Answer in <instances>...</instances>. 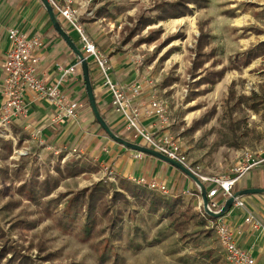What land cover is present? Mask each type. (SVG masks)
<instances>
[{
	"label": "crops",
	"instance_id": "crops-1",
	"mask_svg": "<svg viewBox=\"0 0 264 264\" xmlns=\"http://www.w3.org/2000/svg\"><path fill=\"white\" fill-rule=\"evenodd\" d=\"M59 2L66 5L67 0H59ZM206 2L207 5L202 8L191 5L193 9L191 15L181 19L157 21L146 28L145 34L162 28L165 31L163 40L167 36L178 33L185 35L179 39L176 36V39L168 43L151 63L142 52L146 50L149 56L152 55L157 46L156 43L137 45L136 42L133 43L132 48L130 42L117 48L111 55L100 50L109 59L113 81L123 87L128 95L134 83L151 80L150 77H153L155 71H159L158 77L162 81L159 91H150V87L145 85L141 96L135 102L141 110L140 125L147 132L157 136L170 134L178 137L185 152V134L186 136L187 134L192 135V139L197 144L201 136L207 135L211 138L215 136L219 128L225 127L227 123L232 130L239 122L236 117L240 111L246 110L257 115L264 109V47H260L264 44V0H206ZM156 15L154 13L151 16L153 21L156 20ZM58 17L62 21V18ZM95 19L99 21V18ZM89 22L88 19L86 21L80 19L84 31L93 34ZM11 28L20 29L28 35L41 37L44 46L40 51V73L49 83L56 82L60 77L57 70L58 65L70 67L79 61L64 40L58 38L40 0H0V110L4 102V65L10 50L7 34ZM68 31L67 33L81 50L82 45L78 33L74 29H72L74 32ZM201 33L207 37L208 41L202 50V56H198L197 47ZM257 48L260 55L246 65L245 54ZM167 54L170 56L164 60ZM89 65L99 111L111 130L117 136L125 138L126 141L142 144L140 139L134 138L133 133L127 130L125 121L115 111L112 96L104 87L96 67ZM222 72H225L224 76L214 86L210 82L199 84L206 74H212L208 78L210 81L220 76ZM167 79L171 83L164 87V81ZM83 81L80 68L77 71V77L70 76L65 87L66 92L82 104L76 121L61 124L54 122L56 109L48 102L39 99L34 92L29 91L25 96L28 115L14 120L5 134H11V130H14L16 134L20 130L16 127L18 124L22 132L31 134L33 141H38L39 138L46 140L57 138L56 141L60 142L62 148H68L67 144L71 141L74 145L84 143L85 150L81 151L95 158V163L99 164L102 169L101 173L105 172L103 170L107 167L113 176L129 181L138 179H145L147 183L158 181L167 187L168 192L169 186L172 185L174 186L173 198L180 195L187 196L188 200L193 199L198 208L202 199L200 195H197L200 191L195 182L159 159L146 155H143L142 159H137L136 152L114 142L100 125L95 123L96 119L86 96ZM186 87L190 91H187ZM155 95L167 102L171 118L168 128L161 129L156 120L147 117L144 113ZM253 95L257 96V99L241 101ZM258 102L261 104L257 105ZM205 121L206 124L195 132H188L194 123ZM38 132L40 135L34 139ZM235 132L232 130L230 143L240 146H234L237 148H230L228 151L232 160L237 162L246 150L264 151L262 147L242 149V141L237 143ZM58 153L56 151V154ZM69 156L67 155L66 158ZM236 165L237 163L234 167ZM233 169L226 178L233 175ZM263 170L264 168L261 169ZM242 179L236 185L235 193L254 188L264 189V175L256 180L254 185L242 183ZM204 185L207 191H210V184L208 187L207 183ZM218 200L221 204L227 202L222 197ZM243 200L248 207L247 210L264 224V195L248 196ZM245 214L243 210L233 207L224 220L235 229H242L243 234L237 239L239 247L251 251L257 262L264 264V231H254L246 225Z\"/></svg>",
	"mask_w": 264,
	"mask_h": 264
},
{
	"label": "rangeland",
	"instance_id": "rangeland-1",
	"mask_svg": "<svg viewBox=\"0 0 264 264\" xmlns=\"http://www.w3.org/2000/svg\"><path fill=\"white\" fill-rule=\"evenodd\" d=\"M175 1L177 0H76L73 7L81 12V21L82 19L90 21L94 33L91 34L85 30L86 35L99 50L111 55L113 51L127 43L131 42L130 46L132 48L133 43L137 42V45H141L138 44L140 39L148 37L151 32L162 29L149 31L148 34H145L147 30L145 29L140 34H135L129 42L126 41L131 30L136 28L140 16L147 15L151 17L155 13L153 12L156 9L155 7L162 2L173 3ZM189 7L191 8V5ZM191 10L193 9L191 8ZM98 11H107L108 14L100 16ZM95 18H99V21ZM61 20L63 24L67 25L63 19ZM66 28L72 31L70 26L67 25ZM162 31L161 38L154 42L157 46L152 55L149 56L146 50L142 52L146 55L145 57H147L149 63L153 62L159 52L167 45L163 46L168 38L178 36L179 39L185 37L184 34L178 33L167 36L163 40L165 31L163 29ZM188 53L190 54V51ZM160 61L162 62V59ZM92 68L94 69V66ZM158 76L159 71H155L153 77H150L156 83V85L149 88L150 91H159L162 81ZM188 90L189 88H187ZM236 120H239V122L235 124L232 130L236 131L237 136L235 139L238 140L237 143L242 141L241 148H264V109L257 115L242 110L238 113ZM17 125L16 127L20 130L17 129L16 134L14 130H11L12 135L5 134L9 131L8 126L6 128L0 125V226L5 232L9 233L11 241L24 246L30 256L35 261H39L40 264H98L96 254L90 243L81 241L74 234L63 233L51 219L41 218L37 205L20 194L18 190L34 180L41 182L49 177L57 178L56 166L61 158H63L60 165L62 169L71 163L73 165H84L88 170H91L85 171L76 178L63 180L60 188L53 192L49 199L58 197L59 194L79 192L103 180H108L117 185V177L114 175L110 180L105 172L101 173L102 169L99 164L95 163V158L91 154L87 156L85 152L81 151L85 150L84 143L74 145L71 141L67 144L68 148H62L60 142L56 141L57 138H48L47 140L39 138L40 140L33 141L31 134L22 132L20 126ZM232 130L229 128V123H227L225 127L218 129L215 136L211 138L207 135L201 136L197 144L192 139V135H184L185 153L191 167L200 176L211 179H225L231 173V170L235 168V163H238L239 160L237 162L232 160L228 152L230 148H237L234 146H238L230 143L233 135ZM209 136L211 135L209 134ZM56 151L59 153L56 154ZM67 155L70 156L66 158ZM95 169L98 171L96 172ZM263 175L264 170L254 169L241 182L254 185V182ZM208 184H210V191L216 188L211 183H207V187ZM172 192H174V186L171 185L167 197L172 198ZM176 198L187 199V196L180 195ZM11 203H14L11 205V210H4ZM246 208H248L247 205ZM203 211L201 206L198 208L195 206L194 208L195 213L202 214ZM19 221H39V223L34 229L20 226L23 228L19 227L10 231V228ZM147 230H149L150 239L160 235L161 242L147 246L136 254L125 253L123 264H218L206 259L210 254L213 259L219 260V264H228L224 259L216 232L209 223L205 227L192 226L189 231L192 238L188 243H185L175 234L168 227L166 221L161 222L157 227L150 223ZM209 232L211 236L207 237ZM42 247L47 253H53L54 258L52 261L46 262L40 259L45 255L39 251Z\"/></svg>",
	"mask_w": 264,
	"mask_h": 264
},
{
	"label": "trees",
	"instance_id": "trees-1",
	"mask_svg": "<svg viewBox=\"0 0 264 264\" xmlns=\"http://www.w3.org/2000/svg\"><path fill=\"white\" fill-rule=\"evenodd\" d=\"M206 3L205 0H177L173 3L162 2L153 11L157 14L156 20L153 21L147 15L140 16L136 28L131 30L126 41L129 42L135 34H140L149 25L157 21L181 19L191 15L193 10L189 7L190 5L202 8L206 6ZM107 14V11H98V15L100 16ZM59 22L61 23L60 19ZM61 24L65 31L69 32L63 23ZM162 34V29L151 32L148 37L140 39L138 44H152L158 41ZM57 36L63 40L58 34ZM175 38L176 36L168 38L163 46L175 40ZM207 41V37L201 33L197 47L198 56H202V50ZM260 47L263 48L264 44ZM259 55L260 51L258 48L248 51L245 54L246 65H249ZM169 56L170 54H167L164 60ZM89 67L91 71V66L89 65ZM224 73L222 72L220 76L210 81L208 78L212 74L209 75L208 73L200 80L199 84L210 82L214 86L224 76ZM169 83L171 81L167 79L164 81L163 86L165 87ZM83 86L85 88L84 81ZM256 97L253 95L246 99L243 98L241 101H253L257 99ZM258 104H261V102H258ZM95 123H97L96 120ZM205 124L206 121L201 123L196 122L188 132H195ZM127 141L139 144L138 142ZM62 159H60L56 166L57 178L49 177L41 182L31 181L29 184L20 187L18 192L37 205L41 218L51 219L63 233L74 234L81 241L90 243L96 254L98 264H123L125 253L136 254L147 246L160 243L162 240L160 235L154 239H150L148 235L149 230H147V227H150V223L157 227L161 222L166 221L168 227L185 243H188L192 238L189 232L192 226L205 227L209 221H216L203 213H195L194 208L196 205L193 199L167 197L160 192L150 190L144 185L120 177L116 178L118 181L117 185L108 180H103L79 192L59 194L58 197L49 199L53 192L60 188L63 180L76 178L85 171L91 170H88L84 165H73L71 163L62 169L60 166ZM95 171L97 172L98 170L95 169ZM197 195H200V192ZM12 204L14 203L7 205L4 210H11ZM224 204L221 205V208ZM38 223L39 221H19L10 228V231L18 229L20 226L34 229ZM210 236L209 232L207 237ZM39 251L41 254H45L40 258L41 260L46 262L53 260V253H47L43 247ZM210 255L206 259L219 264V260L213 259ZM0 264L40 263L30 256V253L24 246L11 241L9 233L5 232L0 226Z\"/></svg>",
	"mask_w": 264,
	"mask_h": 264
},
{
	"label": "built area",
	"instance_id": "built-area-1",
	"mask_svg": "<svg viewBox=\"0 0 264 264\" xmlns=\"http://www.w3.org/2000/svg\"><path fill=\"white\" fill-rule=\"evenodd\" d=\"M49 2L56 14L78 33L80 44L82 45V54L89 64L96 67L104 87L107 88L112 96V105L115 111L121 115L126 123L127 130L133 133L134 138L140 139L142 145L188 168L203 183H211L216 186L215 189L208 191L210 211L220 212L222 204L218 198L222 197L225 202L228 201L234 196L235 187L244 176L254 169L264 168V151L254 152L246 150L240 156L231 177L211 179L200 176L191 167L178 137L170 134L157 136L147 132L140 125L141 110L136 106L135 102L141 96L145 85L151 87L155 83L151 80L136 82L130 87V95H128L123 87L113 81L109 59L100 52L83 30L80 23V11L73 7L74 0H67L66 5H62L59 0H49ZM7 39L10 43V50L4 65V102L0 110V125L8 128L7 126L14 120L28 115V110L25 106V96L29 91L34 92L39 99L48 102L56 109L54 122L61 124L67 121H76L82 104L74 100L66 92L65 87L70 76L77 77V71L81 67L80 61L70 67L58 65L57 70L60 73V77L56 82L49 83L40 73V51L44 46L41 37L28 35L20 29L11 28L8 31ZM144 113L147 117L156 120L161 129L168 128L171 124L167 102L159 99L156 95L152 97ZM39 135L40 133L38 132L34 139H37ZM142 157V154L136 153L137 159H142ZM104 171L112 180L113 173L107 167L104 168ZM132 182L147 185L150 190L160 192L163 195H168L169 193L167 187L158 181L147 183L145 179H138ZM200 206L203 208V202H201ZM234 208L243 210L246 213V225L250 226L254 231H264V224L247 210L243 198L236 200ZM203 214L206 215L204 211ZM209 225L216 232L224 259L228 264H259L251 251L244 250L238 245L237 239L243 234L242 229H235L224 218L209 221Z\"/></svg>",
	"mask_w": 264,
	"mask_h": 264
},
{
	"label": "water",
	"instance_id": "water-1",
	"mask_svg": "<svg viewBox=\"0 0 264 264\" xmlns=\"http://www.w3.org/2000/svg\"><path fill=\"white\" fill-rule=\"evenodd\" d=\"M43 4L49 19L56 31V33L62 37L66 45L72 50V52L76 55V57L79 59L82 69V75L83 80L85 84V89L88 97V101L91 107V110L94 114V117L97 121V123L100 125V127L103 129V131L107 134V136L112 139L114 142L118 143L119 145H122L126 149H129L133 152L150 156L156 159H159L163 161L166 164L171 165L172 167L176 168L180 172H182L184 175H186L189 179H191L193 182H195L199 188L200 196L203 202V209L204 212L208 217H211L215 220L222 219L226 217V215L233 209L235 202L239 198H244L248 196H255V195H264V189L260 188H254V189H247V190H241L234 194L233 197L228 199V201L225 203V205L222 207L220 212L215 213L209 210V198H208V191L204 185V183L199 179L198 176H196L191 170L184 167L183 165L177 163L176 161H173L166 156L162 155L161 153L154 151L146 146H143L141 144L132 143L129 141H126L122 139L121 137L117 136L109 127L103 116L101 115L96 97L94 92V87L91 80V73H90V67L87 59L82 54L81 50L78 48L77 44L74 42V40L70 37V35L65 31L62 24L59 22V19L57 17L56 12L54 11V8L50 4L49 0H40Z\"/></svg>",
	"mask_w": 264,
	"mask_h": 264
}]
</instances>
